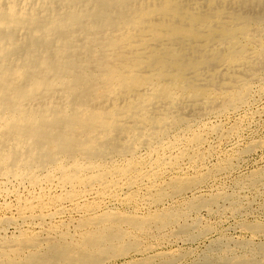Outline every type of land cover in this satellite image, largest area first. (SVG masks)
<instances>
[{
    "label": "bare ground",
    "instance_id": "1",
    "mask_svg": "<svg viewBox=\"0 0 264 264\" xmlns=\"http://www.w3.org/2000/svg\"><path fill=\"white\" fill-rule=\"evenodd\" d=\"M263 81L264 0H0V196L16 199L21 218L48 204L47 184L74 206L89 194L115 197L122 183L130 201L153 191L159 202L185 198L193 189L178 175L182 161L201 168L208 132L223 124L197 127L252 106ZM107 212L84 219L79 240L64 233L43 254L36 237L11 234L0 264H103L98 256L126 251L129 236L118 225L124 216ZM162 216L125 222L144 231L172 224Z\"/></svg>",
    "mask_w": 264,
    "mask_h": 264
},
{
    "label": "rangeland",
    "instance_id": "2",
    "mask_svg": "<svg viewBox=\"0 0 264 264\" xmlns=\"http://www.w3.org/2000/svg\"><path fill=\"white\" fill-rule=\"evenodd\" d=\"M253 87V96L251 97L250 95V98L254 100L251 102L252 106H248V108L242 106L235 112L231 111L223 115H210V117L208 116L204 118V121H202L200 127H197V130H203L206 133L208 130H210V128L214 129L213 126L223 124L222 126H219L220 128H218V126L215 127L218 128V132H208V135L210 137L209 145L205 143L202 146V150L205 154L207 153V155L209 153L211 154L204 158V161H202L203 164L201 168H193L192 163L188 164L189 159L187 157L184 158V162L182 161V164H185L184 168H186V173L185 171H182L178 175L183 176V178L181 179L182 183L184 182L183 185L189 188L191 187V189H193V192L191 191L190 193L186 194L185 198L182 197L175 200H172V198H165L163 203L158 201V192L153 191L149 194L146 193L147 195L144 193L142 195H138L139 199L138 197H131L130 201V196L128 197V195H126L127 191H125V185L124 183H122L121 186L123 187L122 190H124V192L121 191L120 187L117 188L119 189V194L115 197L109 194V197L106 195V197L102 196V198H98L97 194H89L91 197L88 196L86 198H83L84 200L81 199L79 201V206H74L70 202L58 199V196L60 195V190L51 188L52 186H49L47 184V186L50 187V189L45 190L46 192L48 191V204L43 208L27 212V218H21L18 216L17 209L15 206L17 202L14 197L5 198L3 196H0V207H2L0 208V242L5 240L6 238H11V234H13L12 237L15 234L17 235L14 237H18L27 233V235L29 234V236L31 235V237L33 238L36 237L35 239L37 240V242L40 241L35 247V252L37 250V252H40L34 253L43 254V252L50 251L49 247L52 246V244L63 240L62 238H64L65 235L70 236V233L71 236L69 238L67 236L66 238L67 242H70L72 239L75 240V238L79 240L83 232V230L81 229L85 227L82 225L84 219H92L98 215H102L107 211V213H117L116 215L124 216L123 218L125 219L126 217L131 216L135 219H142L151 215H159L161 217L162 214L166 217V215L170 214V217H168V219L171 220L169 222H171L172 224L168 223V225H165L163 227L161 226L162 228H160L158 224L154 223L155 226L154 224L152 227L149 226L150 228H147V231L137 228V226L134 225L135 223L127 224L125 222V219V223L123 222V220H121L120 223H122V225H118L122 227L121 229L125 230L126 232L128 230L127 235H129L126 237L127 239H124L123 243L125 244L123 246L127 247V249H125L126 251H129L126 254V251H120L118 249L119 247H112V249L110 248L108 249L109 251H104V254H101V256L98 257L103 259H106L107 257V260L104 261L103 264H141L145 261L146 262L144 264H147L148 262H150L151 264H168V262L169 264H264V81L256 82ZM259 94L260 97H258ZM232 129H236V132ZM220 133L226 136H223L224 138H221L222 135ZM212 139L214 140L212 141ZM220 139L221 141L218 142V140ZM215 143L216 146L213 147ZM207 148L210 150H208ZM211 149H213V152L211 151ZM203 174L205 176H203ZM199 176L203 177L204 179L201 180ZM168 178V176H165L163 180H168ZM93 189L95 192H97V188ZM49 190H51V193L49 192ZM148 197H153V199ZM94 200L97 202V205ZM98 200L100 201L98 202ZM174 201L176 203L178 202L179 204H176ZM59 205L60 208L62 207L64 211L62 210V208H59ZM86 205H88L87 207H92L95 212H93V214H88L87 210H84L86 208ZM75 209L77 210V212ZM58 210H60L59 213H55L58 212ZM66 211L70 212L67 213ZM184 211L187 212L184 213ZM9 212L12 213L10 214ZM51 212L54 213V215ZM66 213H70L71 216L67 215ZM182 213H184L183 216L181 215ZM35 215L42 216L37 217ZM46 215L49 216L47 217ZM12 216L14 218L16 217V220H14ZM51 216L52 218H50ZM2 217L4 219H1ZM8 217H10V219H13L12 223L6 222L7 219H9ZM33 221L35 222L33 223ZM178 222H180V224L182 225H180ZM64 224H67L66 227ZM56 227L58 228L56 229ZM48 229L50 231H48ZM135 229L136 231H134ZM155 229H159L157 230L158 233L155 231ZM24 231L25 233H23ZM49 232L52 233L50 234ZM55 232L58 235L55 234ZM64 233L65 235L62 237ZM152 234L154 235L152 236ZM39 236L41 238H39ZM131 236L133 237V239H131ZM50 238L52 240H50ZM134 238H136V240H134ZM41 239H43V243L41 242ZM138 239L140 243L137 242ZM138 243L142 244L138 247ZM44 244L47 246H45ZM148 247H150L151 250H149ZM143 248L144 250H141ZM146 248L148 250H146ZM110 251L112 253L115 252L112 257ZM106 252L108 254H106ZM116 254H118L119 256H117ZM156 254H158L159 256ZM28 255L29 252L22 254V256L20 257L22 258V260L20 259V261H25L26 259H24V257H27ZM107 255H109L111 258ZM103 256H105V258ZM113 256H115V258H113ZM89 257L91 259L87 260H92L93 258H96L95 256Z\"/></svg>",
    "mask_w": 264,
    "mask_h": 264
}]
</instances>
